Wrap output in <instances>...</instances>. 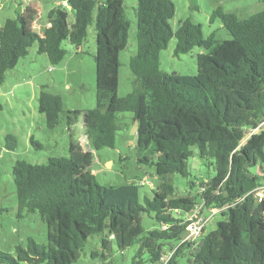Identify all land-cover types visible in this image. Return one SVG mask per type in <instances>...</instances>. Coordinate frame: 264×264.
<instances>
[{"label":"trees","instance_id":"trees-1","mask_svg":"<svg viewBox=\"0 0 264 264\" xmlns=\"http://www.w3.org/2000/svg\"><path fill=\"white\" fill-rule=\"evenodd\" d=\"M66 3L48 11L49 26L41 34L29 27L35 19L32 8L24 16L4 21L0 84L34 44L37 54L46 55L54 66L68 54L65 41L83 54L88 27L93 24L96 103L83 115L84 135L95 151L114 148L118 114L131 113L136 123L137 162L154 167L152 196L144 195L140 202L142 185L133 181L98 184L87 170L90 153L79 144L70 143L68 157L50 158L41 165L16 161L11 174L19 215L38 213L47 238L46 244L29 238L26 246L15 247V255L0 251V264H75L88 238L105 230L119 251L138 245L136 258L146 253L148 264H157L164 248L172 249L182 237L184 216L203 199L207 207L229 206L220 213L223 220L213 231L203 232L195 247L178 246L166 264H183L184 256L187 264H264V202L257 203L251 195L237 202L258 184L260 176L251 169L264 171V127L242 144L248 131L264 122V9L240 19L218 7L210 22L219 19L230 38L213 41L211 34L207 38L211 48L197 55V75L190 77L162 72L159 54L172 38L176 56L204 47L201 25L185 19L173 31L172 0H137V49L128 62L135 83L130 93L118 97L120 53L128 44L130 29L124 1ZM37 100L49 129L59 125L64 113H72L64 110L60 95L44 86ZM6 140L16 145L13 136ZM192 147L201 160L213 161L214 175L200 184L189 183L197 189L194 194L176 196L170 176H188L186 161L194 155ZM201 187H205L202 193ZM143 214L158 228L145 230ZM162 225L167 229L162 230ZM100 242L108 250V239Z\"/></svg>","mask_w":264,"mask_h":264},{"label":"rangeland","instance_id":"rangeland-1","mask_svg":"<svg viewBox=\"0 0 264 264\" xmlns=\"http://www.w3.org/2000/svg\"><path fill=\"white\" fill-rule=\"evenodd\" d=\"M64 0H0V26L6 19L24 16L27 8L35 12L36 20L45 22L49 10ZM125 16L130 23L128 44L120 53L118 97H124L134 88L135 77L128 68L129 59L137 49L136 7L137 0H123ZM175 14L170 20L173 31L181 21L190 19L200 24L204 39V47H195L189 53L176 56L175 38H172L165 50L159 54L160 70L167 74H177L194 77L197 75V55L211 48L207 38L212 35L213 41H223L230 38L229 33L222 27L219 19L210 22L211 14L221 7L224 12L233 13L240 19L264 9V0H172ZM27 16V17H26ZM25 17L28 18V15ZM34 19V20H35ZM69 21L73 16L69 15ZM46 23V22H45ZM34 23L29 27L32 30ZM36 32H38L36 30ZM63 46L68 51L65 62L68 65L67 75H57L52 70L57 66L51 65L46 55L37 54L34 44L28 54L21 58L17 65L6 72L5 80L0 84V251L15 255L17 245L26 246L29 238L39 244H46L47 229L38 213L19 215L15 185L12 178V167L16 161H27L33 165H41L50 158L68 157L70 143L85 144V150H90L88 157L92 163L87 169L94 175L95 180L102 186L120 185L125 182L139 184L141 175L149 178L154 184L156 176L154 167L141 165L135 154L136 128L130 119H121L129 113L118 114L119 129L116 132L114 148H102L95 151L84 135L83 115L85 111L95 107V61L96 49L94 25L88 27L86 41L82 46L83 54H74V48L65 41ZM52 69V70H50ZM42 86L46 91L61 95L64 110L72 113L61 117V122L54 129L46 125L44 114L38 111V95ZM72 123H69V120ZM8 136L16 139V145L7 141ZM32 140L36 143H32ZM245 141H242V144ZM194 155L186 161L187 177L179 174L170 176L175 187L176 196L194 194L197 189L190 188L189 183L200 184L208 181L214 175L212 160H201L197 148L192 147ZM254 171V168L251 169ZM140 202L144 195L152 196L148 185L139 188ZM264 217V212H263ZM223 220L219 213L214 215L206 225L204 233L213 231L217 222ZM141 223L145 230L158 228V224L148 215L143 214ZM101 238L109 241L108 250H103ZM138 245H133L119 251L113 239L105 230L101 235L88 238L75 264H148L146 253L136 258ZM164 250H169L165 247ZM97 253L96 256H92ZM106 258H103L102 255ZM181 263L187 264V256Z\"/></svg>","mask_w":264,"mask_h":264},{"label":"built area","instance_id":"built-area-1","mask_svg":"<svg viewBox=\"0 0 264 264\" xmlns=\"http://www.w3.org/2000/svg\"><path fill=\"white\" fill-rule=\"evenodd\" d=\"M60 5H62L63 7H66L67 3L62 2L60 3ZM263 127H264V122L261 123L256 129L249 130L248 131L249 135L247 136V138L252 133L259 131ZM139 185H142V186L148 185L150 188L153 187V184L149 182V178L145 175L143 176L142 179L139 180ZM204 191H205V187H201L199 189L200 193ZM248 195H251L257 203L264 202V171H263L262 178L258 181L257 186L254 189H252L249 193L239 198L237 202H241ZM228 207H229L228 205L223 206L221 208L207 207L205 199L200 200L198 203H196L193 209L184 216V219H183V223L185 225L184 233L182 237L180 238L179 242L172 249L162 252V254L160 255L158 259L157 264H166L171 258V256L174 254L176 248L182 244H191V248L195 247L198 244L205 230V227L210 222L211 218L214 215L223 212ZM161 229L162 230L167 229V225H162Z\"/></svg>","mask_w":264,"mask_h":264},{"label":"crops","instance_id":"crops-1","mask_svg":"<svg viewBox=\"0 0 264 264\" xmlns=\"http://www.w3.org/2000/svg\"><path fill=\"white\" fill-rule=\"evenodd\" d=\"M63 2H67V0H64ZM57 4H60V3H57ZM41 22H39V20H34L33 21V31H38V33H42L43 32V30L47 27V26H49V24L47 23V21H46V19H45V22H43L42 20H40ZM68 55V54H67ZM72 55H75V56H77V52L75 51L74 52V54H72ZM67 57V56H66ZM66 57H65V59H66ZM47 59H48V57H47ZM63 60L61 63H59L58 65H55V66H57L56 68H54L53 70L52 69H50V70H52L54 73H56L57 75H67L68 74V65L67 64H64L63 65V63H67V62H65V61H67V60ZM49 61V60H48ZM43 87V86H42ZM45 87V90L47 89V86H44ZM58 95V94H57ZM61 96V95H60ZM130 119L132 122H133V125H134V127L136 128V123H135V121H134V119H133V117H132V114L131 113H129V116H126V115H123V116H121V119L123 120V119ZM256 132H258V131H256ZM249 135V133L246 135V138L244 139V141L245 140H247V136ZM88 144V143H87ZM81 147H82V150L84 151V152H88V153H91L90 152V150H85V144L84 145H80ZM92 163V159H91V161H90V163L89 164H91ZM89 164H88V166H89ZM88 170V169H87ZM89 171V170H88ZM90 172V171H89ZM254 174L255 175H257V176H260V179L262 178V175H263V172H261V168H259V167H256V168H254ZM143 176H144V174H142L141 175V179L143 178ZM259 179V180H260Z\"/></svg>","mask_w":264,"mask_h":264}]
</instances>
